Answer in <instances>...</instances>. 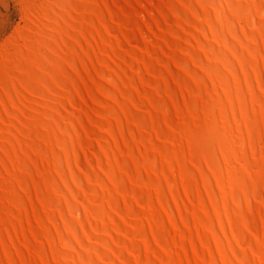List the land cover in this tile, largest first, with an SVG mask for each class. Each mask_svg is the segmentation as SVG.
<instances>
[{"label": "bare ground", "instance_id": "6f19581e", "mask_svg": "<svg viewBox=\"0 0 264 264\" xmlns=\"http://www.w3.org/2000/svg\"><path fill=\"white\" fill-rule=\"evenodd\" d=\"M45 2L0 56V264H264V0Z\"/></svg>", "mask_w": 264, "mask_h": 264}, {"label": "rangeland", "instance_id": "374dc122", "mask_svg": "<svg viewBox=\"0 0 264 264\" xmlns=\"http://www.w3.org/2000/svg\"><path fill=\"white\" fill-rule=\"evenodd\" d=\"M45 7V0H0V56L13 44L25 15L32 12L41 18Z\"/></svg>", "mask_w": 264, "mask_h": 264}]
</instances>
